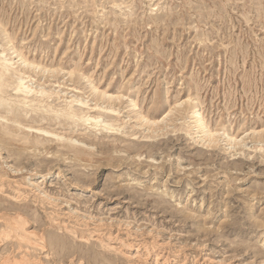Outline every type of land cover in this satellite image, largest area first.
Segmentation results:
<instances>
[{"label": "rangeland", "instance_id": "374dc122", "mask_svg": "<svg viewBox=\"0 0 264 264\" xmlns=\"http://www.w3.org/2000/svg\"><path fill=\"white\" fill-rule=\"evenodd\" d=\"M0 47L14 68L38 65L27 74L55 92L49 103L81 96L119 112L107 134L43 121L24 124L64 140L0 142L5 184L29 187L31 202L46 191L79 232L101 229V244L59 230L65 249L36 252L43 264H154L146 247L162 249L155 264H264V0H0ZM20 206L30 230L46 221Z\"/></svg>", "mask_w": 264, "mask_h": 264}, {"label": "bare ground", "instance_id": "6f19581e", "mask_svg": "<svg viewBox=\"0 0 264 264\" xmlns=\"http://www.w3.org/2000/svg\"><path fill=\"white\" fill-rule=\"evenodd\" d=\"M15 52L16 51H14V53ZM18 56L20 57L19 53ZM14 64L15 63L12 62L10 56H8L4 49L0 47V112L4 114V116H1L4 124H2V127H6L3 128V130H8H4L0 133V142L8 146L19 145L21 147L33 148V150H35L38 149L37 147L43 145L45 141H48L47 139L56 140L58 142L64 140L63 137H60L58 134L46 130L45 127H43V124L34 126L29 125L33 122L41 123L43 121H48L45 124H48L49 126H52L51 123L56 126L69 125V127L71 126V130L83 127L87 129L88 126H91L103 131L104 134L115 130L117 126L116 123L119 120L116 117L119 115V112L114 107L109 105L104 107L97 103L92 107H88L81 96H77L75 99L68 102L62 101L65 102L62 107H58L57 104H51L48 100L52 98V95H54L55 92L47 90L43 86H34L35 79L27 74L28 67L31 70L36 71L39 69L38 65L26 62L22 57L16 68L13 67ZM41 70L43 73L46 71L44 67ZM56 96L59 97L58 93H56ZM131 106L135 108L136 103L132 101ZM83 107H86V112L83 110ZM191 113L194 115V122L197 126L203 127V121L198 110L194 109ZM136 119L139 121L140 127L143 126L145 121H147V123H145V125H148L147 130H150L152 135L156 133L153 125H156L157 122L150 123L149 120L142 116H139ZM18 131H20L25 137L32 136L35 139L34 142L25 141L23 138L16 139L11 136L13 132L16 133ZM203 133V140L205 142L207 141L209 144L215 142L213 133L211 134L207 130H203ZM136 135V133L130 134V136ZM142 138H152V136L143 135ZM67 139H69L68 148L69 146L75 145L74 142L78 141H73L72 138ZM50 143L52 142L50 141ZM81 146L85 148L84 145ZM69 150L73 151L71 149ZM30 151L32 152V150ZM77 152L80 153L79 150H77ZM34 159L37 158L35 157ZM19 171L20 169H14V172L16 173ZM43 182L44 181H41L40 184ZM38 184L34 185V188H36L37 191L39 190ZM27 188L22 187V185L18 183H14L13 186L5 184L3 178L0 176V247H3V249H1L4 251V255L0 258V264H43V261L37 257L36 252H38V254L46 253L45 256H48L50 259L51 255L59 254L60 251L65 249L61 245L62 240L59 239V230L75 235L74 237L78 239L79 243L85 244H87L92 238L91 234L95 233L97 241H100V244L103 243L101 229L96 227L93 230H80L79 232L78 228L85 227L86 225L81 222L69 226V223L61 220L60 215L62 214H59V210L55 209L59 206V203L56 201L57 199L50 197L46 191L40 190L36 197L34 195L35 199L31 202L29 200L33 193L28 192ZM21 189L24 190L22 191ZM30 204H33L34 207L40 205V210L42 211L40 213L44 214V217L46 218V221H42L43 223L41 222L38 228L34 226V230H30L29 226H32V224L30 225V222L31 220L35 221L36 217H31L27 209H23L20 206H29ZM38 215L41 216L39 213ZM44 225H46V227L40 229ZM54 230L58 233H55ZM110 236L111 234H108V238ZM154 248L156 247L150 249L146 247L145 255L152 254L154 256V261H156L155 263H157V257L162 249L158 254L155 253L156 251H152ZM69 251L73 255L77 252L76 250ZM178 251L179 250L175 252L178 253ZM161 258H163L161 264H166L169 260L168 257L164 255L161 256ZM54 261L59 264V257L56 260L54 258ZM262 263L263 261L259 264Z\"/></svg>", "mask_w": 264, "mask_h": 264}]
</instances>
